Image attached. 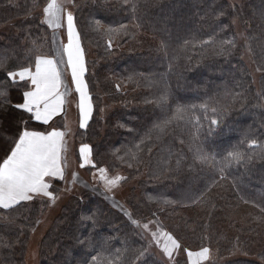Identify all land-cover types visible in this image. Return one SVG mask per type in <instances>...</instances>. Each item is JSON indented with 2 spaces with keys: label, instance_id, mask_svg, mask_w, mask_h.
Segmentation results:
<instances>
[{
  "label": "trees",
  "instance_id": "trees-1",
  "mask_svg": "<svg viewBox=\"0 0 264 264\" xmlns=\"http://www.w3.org/2000/svg\"><path fill=\"white\" fill-rule=\"evenodd\" d=\"M48 1L0 0V92L13 99L25 89L5 73L53 55L40 23ZM74 3L93 104L75 146L88 145L96 168L140 179L132 219L90 189L67 195L39 264H186L148 240V220L185 250L216 252L204 264H264V0ZM13 128L0 138L10 142ZM48 203L0 209V264H26ZM242 205L254 209L245 226L229 211Z\"/></svg>",
  "mask_w": 264,
  "mask_h": 264
},
{
  "label": "snow or ice",
  "instance_id": "snow-or-ice-1",
  "mask_svg": "<svg viewBox=\"0 0 264 264\" xmlns=\"http://www.w3.org/2000/svg\"><path fill=\"white\" fill-rule=\"evenodd\" d=\"M63 11L58 0H49L43 8L44 20L40 23L58 29L64 27L66 21V46L56 55H37L34 70L32 67L21 66L18 71L5 73L10 83L25 90L19 91L18 100L13 99L9 93L0 92L4 100L11 101H0V129L14 124L13 139L9 142L0 138V209H14L15 206H23L41 197L55 199L54 183L65 178L61 156L65 134L54 127V118L65 104V92L61 91L62 65L70 69L71 80L79 94L80 127H87L92 117V103L85 79L86 61L79 43L75 17L71 11L65 17ZM212 123L216 124L217 121L213 120ZM79 153L81 167L96 168L90 160L88 145L81 147ZM98 171L109 191L126 179L119 176L108 178L105 174L107 170L103 168ZM164 236L167 243L162 253L169 260L173 258L174 251L186 252L187 264H203L209 260L208 247H202L196 252L186 251L171 234L165 233ZM155 242L159 244L160 241ZM82 264H88L87 258Z\"/></svg>",
  "mask_w": 264,
  "mask_h": 264
},
{
  "label": "rangeland",
  "instance_id": "rangeland-1",
  "mask_svg": "<svg viewBox=\"0 0 264 264\" xmlns=\"http://www.w3.org/2000/svg\"><path fill=\"white\" fill-rule=\"evenodd\" d=\"M58 3H60L63 6L64 9L63 15L65 17L67 12L69 11H71L74 15V9H75L74 0H58ZM42 15H43V10H42ZM43 20H44V15H43ZM49 28L52 33L53 54L56 55V53H58L67 44L66 21H65V26L62 28H58V29L52 27ZM79 43L81 44L80 39H79ZM82 50L86 61V55L83 47ZM57 58L59 57L57 56ZM61 68L63 70L62 77L64 79L61 87V91L65 92V99H74L75 93L73 91L74 88L72 86V83L70 82L72 80L69 71L63 65L61 66ZM69 107H70V115L66 120L67 138H66V142L64 143V150L62 153V167L64 168L65 171V178L64 180L61 181V184L59 183V185L57 186V191H59V194L55 196V199L45 197L48 199L49 203L46 208V212L39 220L36 229L32 232L26 244V255H25L26 264L40 263L39 242L41 241L45 232L49 228L53 218L59 211L60 207L63 205L64 201L66 200L67 195L71 196L73 194H79L85 189L88 190L90 189L93 192H96V194H99L104 199H106L113 206V208L129 216V218L132 219L131 218L132 214L128 203V195L130 193V190L137 184V181L140 178L139 177L133 178L130 181L123 179L117 184V186L113 190L109 191L105 188V184L100 178L98 169L100 168L106 169L107 171L105 174L108 176V178H114L116 176L126 178L124 172L122 171L111 172L106 167H98L92 170L87 169L89 166L81 167L82 159L80 158L79 150L83 146H80L78 149V147L75 146L76 144L74 137V134L76 133L77 129L81 127L76 126L73 105ZM109 110H110L109 108H105L103 110L104 116L108 114ZM229 211L231 218L238 221L240 225L245 226L248 224V222H250V215L254 211V209L252 207L242 205L240 206V208L239 207L230 208ZM142 230L147 235V238L150 242L151 240L160 241L159 245H160V250L162 251L165 243H167L164 234L168 232L160 230L153 221H149V220L146 224H143ZM155 244L157 243L155 242ZM169 248L171 250V245H169ZM186 251L196 252L199 250L187 249ZM239 255H242V253L237 252L235 255L230 257V259L240 257ZM214 256H216V252L214 253L213 251H210L209 260L211 258H214ZM164 257L168 259L166 255H164ZM253 257L256 258L255 256ZM173 259H184L185 263L187 264L186 252L174 251L173 258L171 260ZM205 262L207 261H204L203 264Z\"/></svg>",
  "mask_w": 264,
  "mask_h": 264
},
{
  "label": "crops",
  "instance_id": "crops-1",
  "mask_svg": "<svg viewBox=\"0 0 264 264\" xmlns=\"http://www.w3.org/2000/svg\"><path fill=\"white\" fill-rule=\"evenodd\" d=\"M33 70H34V67H33ZM68 71H69V74L71 76L70 69H68ZM62 72H63V70H62ZM62 80H64L63 77H62ZM70 82L72 83V86L74 88L73 91L75 93L76 99L75 98L74 99H65V104H64L62 111L60 113H58L57 117L54 118L55 119L54 127L56 128V130L62 131L65 134L64 141H63V150H64V143L66 142V138H67V136H66V134H67L66 120L68 119V116L70 115V107L69 106H71V105H73V110H74V115H75V120H76V126L80 127L79 94L76 93V91H75L74 83L72 81H70ZM89 95H90V93H89ZM90 98H91V96H90ZM91 103H92V101H91ZM92 109H93V104H92ZM63 150L61 152V156H62Z\"/></svg>",
  "mask_w": 264,
  "mask_h": 264
}]
</instances>
